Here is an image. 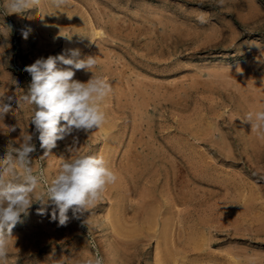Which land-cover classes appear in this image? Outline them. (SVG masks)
I'll use <instances>...</instances> for the list:
<instances>
[{
  "label": "rangeland",
  "instance_id": "rangeland-1",
  "mask_svg": "<svg viewBox=\"0 0 264 264\" xmlns=\"http://www.w3.org/2000/svg\"><path fill=\"white\" fill-rule=\"evenodd\" d=\"M8 3L0 100L12 111L0 120V160L33 134L43 181L33 200L82 155L103 157L117 180L63 226L50 201L35 200L3 264H264V135L242 121L264 109V0H42L11 15ZM72 50L95 57L94 75L111 85L106 120L43 156L33 106L19 102L31 82L23 69ZM74 71L81 82L93 75Z\"/></svg>",
  "mask_w": 264,
  "mask_h": 264
},
{
  "label": "clouds",
  "instance_id": "clouds-1",
  "mask_svg": "<svg viewBox=\"0 0 264 264\" xmlns=\"http://www.w3.org/2000/svg\"><path fill=\"white\" fill-rule=\"evenodd\" d=\"M41 3L42 0H9V14H22L26 9L38 8ZM48 3L60 8L65 0H48ZM22 35L27 39L28 31ZM78 57L79 51L72 50L69 58L62 54L46 59L41 57L23 69L31 76V82L26 92L18 89L19 102L22 100L33 106L30 121L38 133L40 148L45 150L43 156H48L57 141L74 130L97 129L106 120L102 102L111 92V85L94 75L95 57ZM58 61L67 67H58ZM74 70H85L93 75L81 82L74 79ZM11 111V105L0 100V120ZM242 121L250 123L252 131L264 135V109L248 113ZM6 127L9 133L16 131L15 126ZM11 144L5 158L0 160V264L7 258L8 238L12 236L13 228L35 200L43 204L50 201L55 206L52 219H57L58 210L59 224L63 226L69 220V210L73 217L79 218L100 199L106 187L117 180L103 157L82 155L62 163L59 174L43 194L33 200V194L43 182L31 167V154L36 151L33 134L23 136L18 146L15 141ZM37 211L44 214L45 209ZM87 264H103V260L97 256L89 259Z\"/></svg>",
  "mask_w": 264,
  "mask_h": 264
}]
</instances>
